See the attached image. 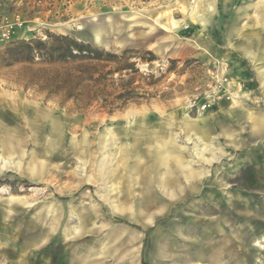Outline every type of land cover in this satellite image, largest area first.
I'll return each instance as SVG.
<instances>
[{"label":"rangeland","instance_id":"rangeland-1","mask_svg":"<svg viewBox=\"0 0 264 264\" xmlns=\"http://www.w3.org/2000/svg\"><path fill=\"white\" fill-rule=\"evenodd\" d=\"M262 2L0 0V264H264Z\"/></svg>","mask_w":264,"mask_h":264},{"label":"trees","instance_id":"trees-1","mask_svg":"<svg viewBox=\"0 0 264 264\" xmlns=\"http://www.w3.org/2000/svg\"><path fill=\"white\" fill-rule=\"evenodd\" d=\"M34 48H31L32 52L36 53L42 60L55 63L59 61H87L98 62L101 64L116 65L115 69H111L106 73H102L97 79L95 76H89L91 81H108L112 79L114 75H122L123 73H136L135 65L128 63V51H125L122 55L114 54L107 51H102L92 47L89 44L79 43L76 40L68 36L54 37V42L50 45L42 42L32 43ZM148 54V53H147ZM152 55V54H151ZM129 95L126 90L125 93L118 94L113 98L110 105H114L119 101H127L126 98Z\"/></svg>","mask_w":264,"mask_h":264},{"label":"crops","instance_id":"crops-1","mask_svg":"<svg viewBox=\"0 0 264 264\" xmlns=\"http://www.w3.org/2000/svg\"><path fill=\"white\" fill-rule=\"evenodd\" d=\"M258 9V13H257V22H258V26L255 28L259 37H260V42H257L256 45H258V54L259 57L261 58V61L264 60V2L259 3L255 6ZM251 8V7H250ZM250 17V16H249ZM236 37L234 35L231 36V38ZM252 42H250L248 39H246V43L245 45H250ZM244 45V44H242ZM260 46V47H259ZM249 49V48H248ZM248 49L244 48V52L243 55H245L246 57L250 58H254V54L249 52ZM202 121V120H199ZM199 121H194V123L192 125H190V129L193 130L197 135H199L201 137V139H210L208 137V133L205 131L204 129V122L203 124H200ZM203 127L200 132L197 130V128L199 127Z\"/></svg>","mask_w":264,"mask_h":264},{"label":"built area","instance_id":"built-area-1","mask_svg":"<svg viewBox=\"0 0 264 264\" xmlns=\"http://www.w3.org/2000/svg\"><path fill=\"white\" fill-rule=\"evenodd\" d=\"M23 26V23L21 22H16L15 25L10 24V23H4L0 21V39L1 40H6L11 37V35L14 34L15 28L16 27H21Z\"/></svg>","mask_w":264,"mask_h":264}]
</instances>
